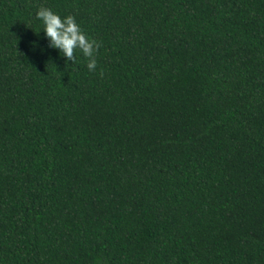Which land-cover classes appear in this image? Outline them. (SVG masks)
I'll return each mask as SVG.
<instances>
[{
  "label": "trees",
  "instance_id": "trees-1",
  "mask_svg": "<svg viewBox=\"0 0 264 264\" xmlns=\"http://www.w3.org/2000/svg\"><path fill=\"white\" fill-rule=\"evenodd\" d=\"M0 264H264V0H0Z\"/></svg>",
  "mask_w": 264,
  "mask_h": 264
},
{
  "label": "clouds",
  "instance_id": "clouds-1",
  "mask_svg": "<svg viewBox=\"0 0 264 264\" xmlns=\"http://www.w3.org/2000/svg\"><path fill=\"white\" fill-rule=\"evenodd\" d=\"M35 17L42 24L43 32L49 41V47L59 51L62 57L73 64L76 62L74 51L79 49L88 58L87 68L94 71L97 66L95 53L99 42L88 37L73 15L61 16L48 7H40Z\"/></svg>",
  "mask_w": 264,
  "mask_h": 264
}]
</instances>
